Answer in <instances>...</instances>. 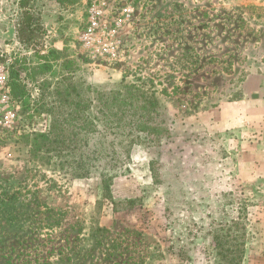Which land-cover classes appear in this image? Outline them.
<instances>
[{
    "label": "rangeland",
    "instance_id": "rangeland-1",
    "mask_svg": "<svg viewBox=\"0 0 264 264\" xmlns=\"http://www.w3.org/2000/svg\"><path fill=\"white\" fill-rule=\"evenodd\" d=\"M21 1L0 0V264H214L215 229L240 213L243 264H264V0ZM25 10L40 30L21 43ZM52 50L22 113L11 65ZM68 59L84 88L154 92L170 130L119 165L112 200L98 177L34 163L23 140L48 130L41 105L68 113Z\"/></svg>",
    "mask_w": 264,
    "mask_h": 264
},
{
    "label": "trees",
    "instance_id": "trees-1",
    "mask_svg": "<svg viewBox=\"0 0 264 264\" xmlns=\"http://www.w3.org/2000/svg\"><path fill=\"white\" fill-rule=\"evenodd\" d=\"M61 5H75L80 0H56ZM28 0H22L20 8L26 9ZM260 15L264 18V9ZM30 11H23L18 26L21 43L37 39L40 26ZM58 51H49L44 64L39 66L17 65L10 68V90L22 103V113L31 110V87L38 75L55 71L50 61H59ZM51 59V60H50ZM66 65L65 62L61 66ZM68 59V99L59 100V109L68 107V113L57 112L55 106L45 110L41 105L36 115L48 113L50 125L45 132L24 135L31 160L52 169L69 181L101 180L103 197L112 200L113 181L119 165L131 161L136 147L145 143L160 142L170 136V130L162 119L160 102L156 94L125 78L108 90L93 89L77 84ZM44 83L41 82L40 85ZM57 97H62L56 89ZM245 216L222 222L213 234L214 264H243L247 247Z\"/></svg>",
    "mask_w": 264,
    "mask_h": 264
},
{
    "label": "built area",
    "instance_id": "built-area-1",
    "mask_svg": "<svg viewBox=\"0 0 264 264\" xmlns=\"http://www.w3.org/2000/svg\"><path fill=\"white\" fill-rule=\"evenodd\" d=\"M100 13H99V11L98 10H95V11H93L92 12V22H93V24H96V15H99ZM90 45V43H87V46H89Z\"/></svg>",
    "mask_w": 264,
    "mask_h": 264
}]
</instances>
